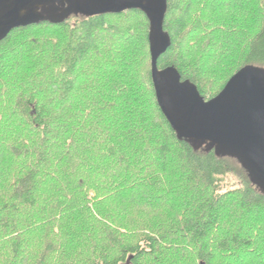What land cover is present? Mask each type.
<instances>
[{
    "label": "trees",
    "instance_id": "16d2710c",
    "mask_svg": "<svg viewBox=\"0 0 264 264\" xmlns=\"http://www.w3.org/2000/svg\"><path fill=\"white\" fill-rule=\"evenodd\" d=\"M116 17L121 28L105 23ZM163 29L158 69L205 100L244 67L264 69V0H167ZM148 33L131 10L0 42V264H260L264 192L236 158L177 138Z\"/></svg>",
    "mask_w": 264,
    "mask_h": 264
},
{
    "label": "water",
    "instance_id": "95a60500",
    "mask_svg": "<svg viewBox=\"0 0 264 264\" xmlns=\"http://www.w3.org/2000/svg\"><path fill=\"white\" fill-rule=\"evenodd\" d=\"M141 11L149 23L151 80L158 107L179 140L236 158L264 192V69L247 66L235 73L214 98L181 81L173 67L157 61L170 46L163 24L167 0H0V42L13 30L72 15L91 18ZM129 259L127 260V262Z\"/></svg>",
    "mask_w": 264,
    "mask_h": 264
},
{
    "label": "rangeland",
    "instance_id": "374dc122",
    "mask_svg": "<svg viewBox=\"0 0 264 264\" xmlns=\"http://www.w3.org/2000/svg\"><path fill=\"white\" fill-rule=\"evenodd\" d=\"M128 18H133V17H128ZM121 17H116V19L115 18H111L110 20H109V18H106L105 19V23H107V24H112V25H117V27L118 28H121L122 27V25H121ZM141 24H142V20H141V22H140ZM120 26V27H119ZM105 35V34H104ZM101 39V40H100ZM99 40H97L96 41V44L97 43H100L99 44V47H100V49L101 50H105L106 48H109V47H111L112 46V41H110L109 40V42L107 41L106 42V38L104 37V38H100ZM187 42H189L188 40L184 43V46H187ZM82 69H84V67L82 66V67H80L74 74H73V76H72V79H75L76 80V78H78V80L80 79L81 80V73H79V71L80 70H82ZM78 86V85H77ZM84 92V91H83ZM230 183H232L233 185H236L237 187H239V185H240V182H239V180H237V178H235L234 176H231L230 177ZM165 212V211H164ZM245 258H246V255L245 254H241V255H239V256H237L236 257V259H239V260H245ZM255 260L256 259H258V260H260V264H264V256H262V258H254ZM125 264H127V263H125Z\"/></svg>",
    "mask_w": 264,
    "mask_h": 264
}]
</instances>
